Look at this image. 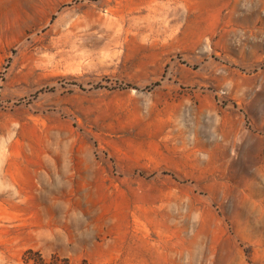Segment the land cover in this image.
I'll return each mask as SVG.
<instances>
[{
  "label": "rangeland",
  "instance_id": "1",
  "mask_svg": "<svg viewBox=\"0 0 264 264\" xmlns=\"http://www.w3.org/2000/svg\"><path fill=\"white\" fill-rule=\"evenodd\" d=\"M0 264H264V0H0Z\"/></svg>",
  "mask_w": 264,
  "mask_h": 264
}]
</instances>
